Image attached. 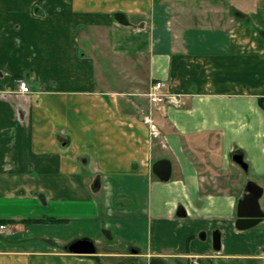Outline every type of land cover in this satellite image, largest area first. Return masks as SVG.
I'll use <instances>...</instances> for the list:
<instances>
[{"label": "crops", "instance_id": "0c3cea01", "mask_svg": "<svg viewBox=\"0 0 264 264\" xmlns=\"http://www.w3.org/2000/svg\"><path fill=\"white\" fill-rule=\"evenodd\" d=\"M196 3L0 0V264H264V0Z\"/></svg>", "mask_w": 264, "mask_h": 264}, {"label": "water", "instance_id": "95a60500", "mask_svg": "<svg viewBox=\"0 0 264 264\" xmlns=\"http://www.w3.org/2000/svg\"><path fill=\"white\" fill-rule=\"evenodd\" d=\"M123 20V16H119ZM231 157L243 168L248 169V164L244 160V153L241 150L232 152ZM172 162L169 158H159L152 163V172L162 181H168L172 176ZM264 188L257 182L250 180L244 190L242 197L238 201L236 227L239 230H246L264 223V208L261 205V198ZM179 216H185L183 207L178 210ZM214 246L221 248V235L215 232ZM69 250L74 253H95L96 248L92 240L78 239L69 245Z\"/></svg>", "mask_w": 264, "mask_h": 264}, {"label": "built area", "instance_id": "2783aa9c", "mask_svg": "<svg viewBox=\"0 0 264 264\" xmlns=\"http://www.w3.org/2000/svg\"><path fill=\"white\" fill-rule=\"evenodd\" d=\"M166 83L164 81H157L151 87L148 92V96L150 97L151 102L154 103H179L180 99L171 92L165 90ZM20 89L23 92H29L31 89L26 81H20ZM7 228L6 224H0V231L5 230Z\"/></svg>", "mask_w": 264, "mask_h": 264}, {"label": "rangeland", "instance_id": "374dc122", "mask_svg": "<svg viewBox=\"0 0 264 264\" xmlns=\"http://www.w3.org/2000/svg\"><path fill=\"white\" fill-rule=\"evenodd\" d=\"M193 1H195V4L197 5V3L196 2H198V1H201V3H206V0H193ZM214 1H217V0H209V3H210V6L214 3ZM194 13L196 14V13H198V10H197V8H196V6H195V9H194ZM219 17H215V16H210L209 17V19L212 21H215L216 19H218ZM198 19H200V18H198ZM148 95V94H147ZM260 202H261V205L263 206V208H264V196L261 198V200H260ZM252 241H257L256 239H252ZM128 263L129 264H133V261L131 260V257H129V261H128ZM136 264H138V263H136ZM206 264H209V263H206Z\"/></svg>", "mask_w": 264, "mask_h": 264}, {"label": "trees", "instance_id": "16d2710c", "mask_svg": "<svg viewBox=\"0 0 264 264\" xmlns=\"http://www.w3.org/2000/svg\"><path fill=\"white\" fill-rule=\"evenodd\" d=\"M43 220H45V219L33 220V219L28 218V219H21L20 221L24 222V223H28L29 221H43ZM15 221H17V220H14V219H0V223H2V222L3 223H10V222H15ZM49 221H63V220L58 219V218H52Z\"/></svg>", "mask_w": 264, "mask_h": 264}]
</instances>
